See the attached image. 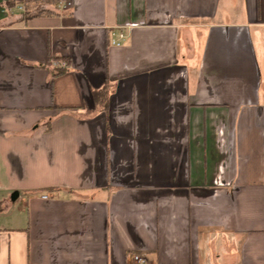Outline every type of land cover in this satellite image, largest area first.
Here are the masks:
<instances>
[{
	"label": "crops",
	"instance_id": "crops-1",
	"mask_svg": "<svg viewBox=\"0 0 264 264\" xmlns=\"http://www.w3.org/2000/svg\"><path fill=\"white\" fill-rule=\"evenodd\" d=\"M3 1L0 264H264V0Z\"/></svg>",
	"mask_w": 264,
	"mask_h": 264
},
{
	"label": "trees",
	"instance_id": "trees-1",
	"mask_svg": "<svg viewBox=\"0 0 264 264\" xmlns=\"http://www.w3.org/2000/svg\"><path fill=\"white\" fill-rule=\"evenodd\" d=\"M66 0H5L2 2L7 16L16 21L26 22L35 17H50L70 14V9H63L61 4ZM65 70L60 69L53 75L62 74Z\"/></svg>",
	"mask_w": 264,
	"mask_h": 264
},
{
	"label": "built area",
	"instance_id": "built-area-1",
	"mask_svg": "<svg viewBox=\"0 0 264 264\" xmlns=\"http://www.w3.org/2000/svg\"><path fill=\"white\" fill-rule=\"evenodd\" d=\"M117 35V39H112L110 41L112 45H120V40L124 37L122 31H119ZM51 64L57 69H65L68 66L67 61L65 60L51 61ZM43 197H45V195ZM130 259L133 261L134 264H146L145 258L140 253H132L130 255Z\"/></svg>",
	"mask_w": 264,
	"mask_h": 264
},
{
	"label": "water",
	"instance_id": "water-1",
	"mask_svg": "<svg viewBox=\"0 0 264 264\" xmlns=\"http://www.w3.org/2000/svg\"><path fill=\"white\" fill-rule=\"evenodd\" d=\"M17 195H18L17 192H13L11 196H12V197H15V196H17Z\"/></svg>",
	"mask_w": 264,
	"mask_h": 264
}]
</instances>
